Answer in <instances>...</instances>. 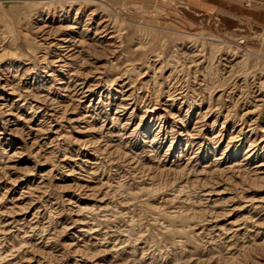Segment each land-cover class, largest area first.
<instances>
[{
    "label": "rangeland",
    "instance_id": "1",
    "mask_svg": "<svg viewBox=\"0 0 264 264\" xmlns=\"http://www.w3.org/2000/svg\"><path fill=\"white\" fill-rule=\"evenodd\" d=\"M253 2L0 0V264H264Z\"/></svg>",
    "mask_w": 264,
    "mask_h": 264
},
{
    "label": "crops",
    "instance_id": "2",
    "mask_svg": "<svg viewBox=\"0 0 264 264\" xmlns=\"http://www.w3.org/2000/svg\"><path fill=\"white\" fill-rule=\"evenodd\" d=\"M253 1H255L253 3H256L257 4V6L255 5L256 8L254 9L256 11L255 12L256 15H258V17H262L263 18V20H262L263 22L262 23H264V7H261L260 6V5H263L264 6V0H253ZM187 2H189V3H196V0H187Z\"/></svg>",
    "mask_w": 264,
    "mask_h": 264
},
{
    "label": "bare ground",
    "instance_id": "3",
    "mask_svg": "<svg viewBox=\"0 0 264 264\" xmlns=\"http://www.w3.org/2000/svg\"><path fill=\"white\" fill-rule=\"evenodd\" d=\"M5 4H10V3H12L11 1H5L4 2ZM215 41H217V42H219L220 40H218V39H214ZM215 43V42H214ZM217 44V43H216ZM217 47V46H216Z\"/></svg>",
    "mask_w": 264,
    "mask_h": 264
},
{
    "label": "built area",
    "instance_id": "4",
    "mask_svg": "<svg viewBox=\"0 0 264 264\" xmlns=\"http://www.w3.org/2000/svg\"><path fill=\"white\" fill-rule=\"evenodd\" d=\"M244 42V41H243Z\"/></svg>",
    "mask_w": 264,
    "mask_h": 264
}]
</instances>
